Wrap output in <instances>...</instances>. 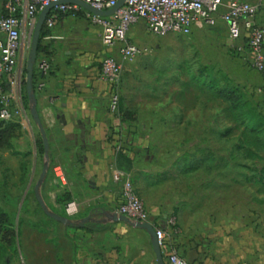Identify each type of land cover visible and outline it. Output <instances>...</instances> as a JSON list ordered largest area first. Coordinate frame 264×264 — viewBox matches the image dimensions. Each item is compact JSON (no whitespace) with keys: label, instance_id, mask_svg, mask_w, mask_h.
I'll use <instances>...</instances> for the list:
<instances>
[{"label":"crops","instance_id":"1","mask_svg":"<svg viewBox=\"0 0 264 264\" xmlns=\"http://www.w3.org/2000/svg\"><path fill=\"white\" fill-rule=\"evenodd\" d=\"M246 1L260 4L258 20L264 28V0ZM5 11L0 1V17ZM88 13L80 17L70 11L60 13L55 26L40 39L33 88L49 142L48 154L45 149L43 153L50 160L40 193L53 212L66 203L75 220L67 224L63 242L52 240L54 235L46 231L38 232L36 249L29 255L33 241H26L29 264H157L148 232L112 217L123 200L119 172L131 176L152 221L175 218L171 243L190 264H264V236L253 230L259 222L256 218L247 213L204 214L203 199L194 195L182 201L173 178L195 174L197 166L190 167L185 160L175 167V174L173 168L156 171L148 167L145 160L154 152V136L147 128L154 121L124 118L127 111L132 113L125 105L111 110L113 89L101 77L102 61L108 55L121 63L127 59L118 48L106 47L100 32L89 29L88 37L84 36ZM24 32L25 27L17 66L2 78V86L12 93L15 112L8 121L20 124L11 141L19 135L21 151L43 142L26 88ZM42 60L49 65L46 70L39 67Z\"/></svg>","mask_w":264,"mask_h":264},{"label":"rangeland","instance_id":"2","mask_svg":"<svg viewBox=\"0 0 264 264\" xmlns=\"http://www.w3.org/2000/svg\"><path fill=\"white\" fill-rule=\"evenodd\" d=\"M81 8L70 12L84 16L87 11ZM85 25V37L89 29L100 32L88 20ZM33 32L26 27L22 36L25 60ZM125 43L150 48L149 53L122 62L116 87L119 105L131 109V118L154 121L147 128L154 136V152L145 160L148 167L173 168L175 174V167L185 160L190 167L197 166L195 174L173 178L182 201L191 195L203 199L204 214L247 213L259 221L253 224L254 232L264 236V77L243 53L231 52L222 24L195 26L189 34L154 35L139 23L130 27ZM125 43L114 47L120 50ZM19 138L0 149V206L16 234L13 248L1 244L0 264H29L26 241H33L31 255L38 232L46 231L60 243L69 228L50 217L35 198L49 158L39 141L21 151ZM46 196L50 198L48 192ZM66 209V203L55 208L74 219Z\"/></svg>","mask_w":264,"mask_h":264},{"label":"built area","instance_id":"3","mask_svg":"<svg viewBox=\"0 0 264 264\" xmlns=\"http://www.w3.org/2000/svg\"><path fill=\"white\" fill-rule=\"evenodd\" d=\"M5 3L7 14L0 17V120H11L15 112L11 109L12 93L2 86L4 74H11L18 63V52L23 27L33 30L42 10L52 2L63 0H0ZM96 9L108 10L118 0H82ZM262 1V0H260ZM79 5L61 2L49 12L44 28L52 29L60 13L75 11ZM260 4L246 0H125L124 5L108 16L88 13L89 21L100 29L102 43L113 48L126 42L131 26L144 23L151 34H189L195 26L224 24L227 38L238 52L243 53L251 66L264 77V28L259 23ZM145 44L125 43L120 49L128 60L149 53ZM46 70L47 61L39 62ZM122 63L112 55L102 61L101 77L112 86L110 108L117 111L119 94L116 87L121 79ZM122 181V203L118 214L133 221L149 222L155 231L166 264H190L172 245L176 233L175 218L150 219V212L137 194L131 176L119 172ZM126 264V263H122Z\"/></svg>","mask_w":264,"mask_h":264},{"label":"water","instance_id":"4","mask_svg":"<svg viewBox=\"0 0 264 264\" xmlns=\"http://www.w3.org/2000/svg\"><path fill=\"white\" fill-rule=\"evenodd\" d=\"M61 2H68V3H74L79 5L80 7L86 9L88 12L94 14V15H98V16H108L113 14L114 12H116L118 9H120L124 3L125 0H118L117 4L112 7L111 9L108 10H100V9H96L95 7L91 6L90 4L82 1V0H63V1H58V2H52L49 5H47L42 12L40 13L37 23L35 25L34 28V32H33V38H32V42H31V50L27 59V64H26V88H27V92L28 95L30 96V98L33 101V104L31 106V115L35 121V123L38 125L39 130L41 132L42 135V139H43V144H44V149H45V153L46 155L48 154L49 151V142H48V138L46 135V131L44 126L42 125L36 104H35V94H34V88H33V77H34V67L36 64V60H37V54H38V46L40 43V39L42 37V31L44 29V24H45V20L50 12V10L57 4L61 3ZM47 169H48V164H45L42 170V173L40 175L39 181L37 182L36 186H35V195L36 198L38 200V202L40 203V205L43 207V209L45 210V212L52 217L53 219L62 222L64 224H70L71 220L66 217L63 216L61 214H58L56 212H53L49 209L46 201L44 200V198L42 197L41 193H40V187L46 177V173H47ZM112 217L114 218V220H120V221H125L127 223H129L130 225L136 227V228H140V229H144L148 232V234L150 235L151 238V243L156 255V259H157V264H166L163 254L161 252L155 231L153 226L149 223V222H140V221H133L131 220L129 217L122 215V214H118L117 212H114L112 214Z\"/></svg>","mask_w":264,"mask_h":264},{"label":"trees","instance_id":"5","mask_svg":"<svg viewBox=\"0 0 264 264\" xmlns=\"http://www.w3.org/2000/svg\"><path fill=\"white\" fill-rule=\"evenodd\" d=\"M4 14L6 15L7 11H5ZM46 33L47 31L44 28L42 31V37L45 36ZM232 49H233L231 50L232 53H238V51L234 47H232ZM40 50H41V44L39 43L38 52ZM126 114L127 116L124 118H130L132 116V113H130L129 111H127ZM19 129H20V124L17 122L0 120V149L11 143V139L14 137V135L18 132ZM39 145L41 146V151H44V145L41 140L39 141ZM63 197L69 199V196L67 194H65ZM15 242H16V234L14 228L11 225L10 216L0 206V247L3 246L1 244H5V246L13 248L15 246Z\"/></svg>","mask_w":264,"mask_h":264}]
</instances>
